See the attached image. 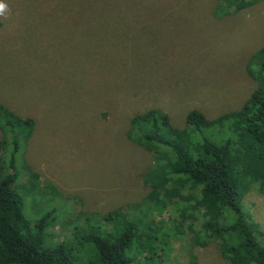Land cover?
<instances>
[{
  "label": "rangeland",
  "instance_id": "rangeland-1",
  "mask_svg": "<svg viewBox=\"0 0 264 264\" xmlns=\"http://www.w3.org/2000/svg\"><path fill=\"white\" fill-rule=\"evenodd\" d=\"M86 2L0 0V105L33 118L26 165L76 200L58 204L68 222L46 240L77 241V264H101L74 226L109 229L102 214L141 204L161 231L151 255L130 247L131 264H232L215 241L190 248L187 232L172 231L174 205H148L143 176L160 155L129 138L130 120L158 108L182 127L192 109L208 119L238 109L263 76L251 59L264 45V0L240 10L226 0H95L87 12ZM244 204L264 244V195L253 189Z\"/></svg>",
  "mask_w": 264,
  "mask_h": 264
},
{
  "label": "trees",
  "instance_id": "trees-1",
  "mask_svg": "<svg viewBox=\"0 0 264 264\" xmlns=\"http://www.w3.org/2000/svg\"><path fill=\"white\" fill-rule=\"evenodd\" d=\"M92 1L87 0L86 12ZM226 1V6L240 10L254 0ZM254 63L263 76L236 110L208 119L192 109L182 127L172 125L158 108L130 120L129 138L160 155L143 176L148 205H174L178 215L170 221L172 231L187 232L190 248L215 241L221 257L232 264H264V244L244 206L253 189L264 195V45L251 59ZM34 127L33 118L0 105V264H77L73 253L79 255L77 241L74 246L69 240H46L49 227L68 222L58 215V204L76 200L51 182H40L38 173L26 165V145ZM26 170L29 177L24 183ZM150 212L141 204L114 209L100 218L109 229L90 226L83 233L74 226L73 238L79 235V242L89 245L93 262L131 264L127 251L133 244L138 252L151 255L150 243L159 241L161 228L152 222Z\"/></svg>",
  "mask_w": 264,
  "mask_h": 264
}]
</instances>
